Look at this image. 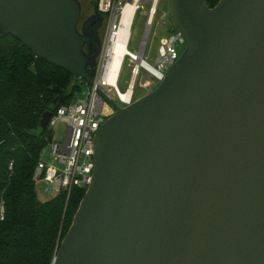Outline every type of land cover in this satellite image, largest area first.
<instances>
[{"label":"water","instance_id":"95a60500","mask_svg":"<svg viewBox=\"0 0 264 264\" xmlns=\"http://www.w3.org/2000/svg\"><path fill=\"white\" fill-rule=\"evenodd\" d=\"M211 1L169 0L186 48L153 92L122 108L99 90L114 114L52 264H264V0ZM81 17L79 0H0V39L93 86Z\"/></svg>","mask_w":264,"mask_h":264},{"label":"trees","instance_id":"16d2710c","mask_svg":"<svg viewBox=\"0 0 264 264\" xmlns=\"http://www.w3.org/2000/svg\"><path fill=\"white\" fill-rule=\"evenodd\" d=\"M84 84L14 37L0 39V264H52L73 223L86 190L41 202L34 174L52 140L40 128L44 114L71 102ZM60 92L65 102L55 105Z\"/></svg>","mask_w":264,"mask_h":264},{"label":"built area","instance_id":"2783aa9c","mask_svg":"<svg viewBox=\"0 0 264 264\" xmlns=\"http://www.w3.org/2000/svg\"><path fill=\"white\" fill-rule=\"evenodd\" d=\"M160 1L161 0H98V13L105 18V28L100 54L94 68V78H92L94 82L93 86L86 84V90L83 91L82 89L80 95H76L71 102L61 105L52 113L48 125L52 137L58 124H66L67 129L62 142L52 139L44 148L34 174L36 183L44 182L57 194L65 192L68 199L74 188L87 191L91 184L94 169L96 134L101 126L114 114V110L99 94V90H102L120 107L125 108L137 100L134 91L141 71H145L148 74V77L143 82L144 89H149L151 87L153 84L152 80L155 81L156 87H158L170 68L179 60L186 45L184 36L178 31H171L168 36L160 39V46L158 49L159 57L156 65H150L145 59L146 44ZM145 4H150V9L144 39L139 52L133 53L129 51V41L120 66V75L116 84L112 85L108 77L109 65L115 54V45L119 38V31L125 9L128 6L135 7V20L138 11ZM166 15L168 16L167 13L165 16ZM138 59L142 61L140 65H137ZM128 61V66L133 64L131 79L127 85V89L122 92L119 89V82ZM150 67L154 68L156 73H153ZM135 72L136 82L133 87V92L131 96L122 98L121 93H125L130 88ZM112 93H114V96Z\"/></svg>","mask_w":264,"mask_h":264},{"label":"rangeland","instance_id":"374dc122","mask_svg":"<svg viewBox=\"0 0 264 264\" xmlns=\"http://www.w3.org/2000/svg\"><path fill=\"white\" fill-rule=\"evenodd\" d=\"M82 4L84 10L90 6V4L95 5L96 0H79ZM150 4L143 5L140 10L138 11L133 27H132V34L131 40L129 44V51L133 53L139 52L140 46L143 42L146 27H147V19L149 15ZM168 14V16L165 14ZM173 28V23L170 14V5L169 0H161L159 4V8L157 14L154 18L153 26L150 31V35L146 44L145 50V59L146 61L154 66L156 65L157 59L159 57V46H160V39L168 36ZM129 65V61L126 63L125 68L122 72L120 82H119V89L124 92L127 89V85L131 79V66ZM148 77L147 72L141 71V74L137 80L136 89L134 91L135 98L138 100L143 96L153 92L157 87L154 80H152V85L149 89L143 88V82ZM153 79V78H152ZM83 91L87 89L86 84L82 85ZM114 96V93H112ZM80 95V92L77 94ZM66 124L60 123L54 130V134L52 139L58 142H62L65 133H66ZM36 193L39 201L47 202L57 197V193L52 191L44 182L36 183Z\"/></svg>","mask_w":264,"mask_h":264},{"label":"bare ground","instance_id":"6f19581e","mask_svg":"<svg viewBox=\"0 0 264 264\" xmlns=\"http://www.w3.org/2000/svg\"><path fill=\"white\" fill-rule=\"evenodd\" d=\"M134 15H135V7L128 6L125 9L124 17H123V20L121 22V27H120V31H119V38H118L116 45H115V54L113 55V58H112L110 65H109L108 77H109L110 83L112 85L116 84V81L118 80V77L120 75V66H121L124 54L127 50L126 48H127V45L130 41V37H131V27H132V24L134 21ZM141 62H142L141 59H138L137 65H140ZM150 69L153 73H156L154 68L150 67ZM136 72H137V69H136ZM136 72L133 75V79H132L130 88L125 93H121L122 98H127V97L131 96V94L133 92V87H134L135 82H136Z\"/></svg>","mask_w":264,"mask_h":264},{"label":"flooded vegetation","instance_id":"af4514ba","mask_svg":"<svg viewBox=\"0 0 264 264\" xmlns=\"http://www.w3.org/2000/svg\"><path fill=\"white\" fill-rule=\"evenodd\" d=\"M93 18L95 19L92 20L91 25L93 26V30L96 33L97 39L100 41L102 45V37L105 28V18L96 11L95 5L90 4V6L86 8V11L82 6V17H81L79 29L82 30L84 24Z\"/></svg>","mask_w":264,"mask_h":264}]
</instances>
